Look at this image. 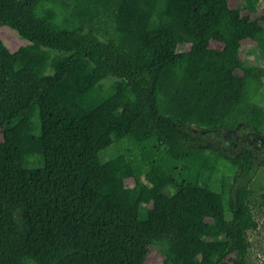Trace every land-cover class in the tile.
<instances>
[{"label":"trees","instance_id":"16d2710c","mask_svg":"<svg viewBox=\"0 0 264 264\" xmlns=\"http://www.w3.org/2000/svg\"><path fill=\"white\" fill-rule=\"evenodd\" d=\"M260 4L0 0V264H247Z\"/></svg>","mask_w":264,"mask_h":264},{"label":"rangeland","instance_id":"374dc122","mask_svg":"<svg viewBox=\"0 0 264 264\" xmlns=\"http://www.w3.org/2000/svg\"><path fill=\"white\" fill-rule=\"evenodd\" d=\"M261 8H263L264 0H260ZM0 39L3 43L9 48L11 51H16L20 47L26 46L28 42L20 37L17 32L8 28L1 27L0 28ZM249 43H247L243 47L242 57L245 58L244 52L248 49ZM250 60V59H246ZM253 61H255L253 59ZM264 66V64H263ZM115 82V79L108 78L104 83L108 86ZM263 102L260 103L263 106ZM250 134V135H248ZM220 137L217 139L220 140L222 145H226V147L233 148L236 146L237 148L243 146L247 143L250 144L251 137L253 134L249 133V131H243L232 136H224L220 134ZM245 135H247L245 137ZM1 139V135H0ZM252 144V143H251ZM253 145V144H252ZM238 151V149H236ZM235 151V152H236ZM128 186H131V183H128ZM251 199L253 204V213L255 220L258 223V229L256 231L248 232V239L250 241V249L247 257V264H264V206H260V197L264 194V169L259 168L256 171L255 177L251 184ZM163 256L158 248L151 249L150 255L147 258V264H162Z\"/></svg>","mask_w":264,"mask_h":264},{"label":"flooded vegetation","instance_id":"af4514ba","mask_svg":"<svg viewBox=\"0 0 264 264\" xmlns=\"http://www.w3.org/2000/svg\"><path fill=\"white\" fill-rule=\"evenodd\" d=\"M220 134H223L224 136H232V137H235V133L234 132H231V133H228V132H217V133H215L214 134V136H216V137H214V136H211V138H212V140L213 141H215L216 142V138L217 137H220L221 135ZM248 135H250V134H248ZM247 135H245V137H246ZM219 140V139H218ZM220 141V140H219ZM255 144L257 147H259V148H263L264 149V139L263 138H261V137H259V136H256V135H252V137H251V142H250V144ZM222 147L225 149V151H230V150H232V151H236V146H234L233 148H229V147H226V145H222Z\"/></svg>","mask_w":264,"mask_h":264}]
</instances>
